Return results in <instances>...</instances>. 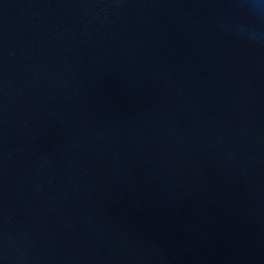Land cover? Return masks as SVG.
<instances>
[{"label":"water","instance_id":"obj_1","mask_svg":"<svg viewBox=\"0 0 264 264\" xmlns=\"http://www.w3.org/2000/svg\"><path fill=\"white\" fill-rule=\"evenodd\" d=\"M0 264H264V0H0Z\"/></svg>","mask_w":264,"mask_h":264}]
</instances>
